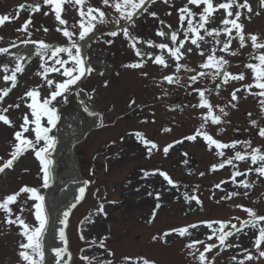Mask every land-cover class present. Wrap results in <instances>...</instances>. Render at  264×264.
I'll list each match as a JSON object with an SVG mask.
<instances>
[{"label": "snow or ice", "instance_id": "snow-or-ice-1", "mask_svg": "<svg viewBox=\"0 0 264 264\" xmlns=\"http://www.w3.org/2000/svg\"><path fill=\"white\" fill-rule=\"evenodd\" d=\"M158 2L177 13L175 26L152 9V5ZM99 5L94 6L91 0H42V2L35 0L34 3L20 4L15 15H0L2 27L5 23L18 19L21 11L29 13L24 23L15 29L23 34V38H18V43L13 40L8 46H0V56L4 57V60L0 61V124L13 129L8 150L5 155L0 156V174H4L6 170H14L16 162L31 152L39 162V175L42 181L39 186L24 185L18 190L0 196V213L4 216L0 223L9 228L16 227L21 237L17 242L18 264H74L66 229L69 227V217L73 209L85 199L91 181L82 182L77 189L74 202L62 213L58 221L60 226L52 231V244L48 248V253L45 251V238L49 233L50 220L46 197L40 189L49 188L53 179L52 168L55 161L52 157L59 143L54 130L61 121L59 107L61 103H69L70 96L74 94L82 111L93 118L98 127L105 126L103 114L92 110L85 100V97L87 101L94 100L95 89L87 91L80 87L82 81L91 77L93 73L104 75L103 71L97 72L90 56L83 52L80 43L93 36L99 25L111 24L113 27L106 34L110 37L122 36L128 42L136 60L124 64V68L142 70L151 63L163 70L173 69L171 73L162 74L159 80L153 78L156 87L162 89V94L155 97L157 101H163L165 97L171 95L164 85L182 87L189 96L196 97V103L183 106L195 110L193 118L199 120L198 126L191 134L161 146L143 131L129 133L145 149L148 158L161 151L167 157L171 150L185 142L196 143L198 140L203 142L207 149L214 150V155L218 157V162L211 164L210 172H217L226 166L232 169L228 179L221 180L213 186L210 199H215V190L225 193L215 200L217 204L239 196L247 197L249 190L255 187L257 181L264 182V145L253 146L251 139L225 142L217 138L220 133L226 131L224 125L231 124V120L228 119L231 111L238 110L240 101L249 96L257 102L258 119H264V33L247 31L245 23L246 21L250 23L254 16L264 14V0H255L256 7L253 6V0H184L179 6L174 0H99ZM105 9H111V12H106ZM70 10L75 12V17H69ZM36 13L53 17L55 31L64 38L63 43L32 38L33 29L42 30L45 34L50 31L44 25L35 27L33 15ZM145 14L158 22L155 36L159 40L144 38L132 31L137 26V20ZM165 15L171 16L172 11L166 10ZM2 40L3 37L0 36V41ZM103 42L111 45L113 40ZM246 48H250L251 51L245 61L237 63L230 59L240 56L242 50ZM194 52L202 60L196 66H190L187 60ZM34 58L38 62L34 75L40 82L25 86L26 90L18 97L19 102L6 103V98L18 87L20 77L25 74ZM241 64L243 65L241 71L235 73L230 71ZM182 73L186 75H181ZM139 74L144 78L149 76L147 71H140ZM234 82L239 86L233 87L228 97L222 98V103H213L212 96L220 97L221 91H227ZM108 84L107 80L103 82L104 87ZM22 106L26 111L21 113L20 122L17 124L9 113L10 110L16 111ZM127 107L136 110L142 109L143 105L130 98ZM167 107L170 111L177 109L183 111L180 105ZM247 116L258 137L264 139V125L259 124L258 119L251 118L254 113L248 112ZM148 122L147 119L142 120V123ZM151 122L155 123V120ZM210 126L217 127L216 136L209 131ZM162 132L171 133L172 128L163 127ZM229 150L232 155L227 154ZM181 154L188 156L187 152ZM238 162L249 163V167L241 171ZM183 163L187 164L188 160L185 159ZM142 171V178L159 175L166 182L167 190L179 191V182L167 171L159 168ZM253 174L255 180L250 179ZM200 175L204 176L205 173L201 172ZM228 183L237 190L226 191L222 185ZM198 192L197 187L191 193L185 191L181 195L186 204L190 206L194 202L202 210L203 200ZM147 194L155 200L154 208L146 221L152 224L163 203L160 191H149ZM29 201L32 202L30 206ZM13 206L19 211H14ZM234 207L246 213L247 218L234 216L227 220L204 219L170 227L153 235L151 239L153 242L159 241L163 244L169 243L167 238L173 235L185 239L183 248L195 264H215L220 253L228 249L240 250L238 255L241 258L238 259L237 255L231 257L234 264H260L264 261V214L243 204H236ZM25 211L34 217L35 223L26 222L23 215ZM96 211L107 217L102 202ZM202 226L207 229V232L202 234L204 238H193V230L198 232ZM245 229L253 232L250 238L251 249L242 247L239 243L229 242L231 237H237L238 234L248 235ZM79 238L86 241L82 230ZM108 239L107 235L99 239L92 238L88 242L89 247L96 245L103 249L107 256H114L115 253L107 247ZM214 250H217L214 255L209 256ZM49 255L51 260L48 258ZM80 259L84 264H96L98 260L99 264H113L112 260L99 259L98 256L81 255ZM121 261L122 264H156L154 259L144 255H124Z\"/></svg>", "mask_w": 264, "mask_h": 264}, {"label": "rangeland", "instance_id": "rangeland-1", "mask_svg": "<svg viewBox=\"0 0 264 264\" xmlns=\"http://www.w3.org/2000/svg\"><path fill=\"white\" fill-rule=\"evenodd\" d=\"M26 2L34 3L35 0H0V15H15L18 6ZM174 2L179 6L184 0H174ZM91 3L94 6H100L99 0H91ZM253 6L256 7L255 0H253ZM152 9L158 11L161 18L174 26L176 25L177 13L174 10L168 9L167 6L159 2L152 5ZM166 10L172 11V15L166 16ZM105 11L111 12V9H105ZM28 15L27 11H21L18 19L5 23L4 26L0 27V36L3 37L0 46H8V43L13 40L18 43V38H23V34L15 31V29L24 23ZM75 15V12L70 10L69 17L72 18ZM245 23L247 24V31L264 33V14L254 16L250 23L247 21ZM33 24L36 28L44 25L50 29L47 34L42 30L35 31L33 29V39L64 42V38L55 31L54 20L51 15L45 17L42 13H36L33 15ZM157 26L158 22L145 14L137 20L134 33L144 38L159 40L155 36ZM112 27L111 24L99 25L95 30V34L90 37V42L83 49V52L90 56L91 63L97 69V72H104L103 76L93 73L91 77L82 81L80 87L87 91L95 89L94 100L87 101L86 97L85 100L91 109L103 114L105 126L90 134L75 150L76 161L80 166L82 177L84 180L91 181V183L85 199L72 213L69 220L67 235L70 242V251L74 257V264H84L80 259L81 255L98 256L99 259L112 260L113 264H122L121 257L124 255H144L154 259L156 264H195V261L186 255L183 248L186 242L185 239L173 235L167 238L169 243L163 244L159 241L153 242L152 236L170 227L182 226L204 219L227 220L234 216L246 219L247 214L235 208L234 205L236 204L252 207L258 213L264 214V182L257 181L255 187L249 190L247 197L239 196L217 204L215 200L225 193L215 190V199H210L209 197L214 190L213 186L221 180L228 179L232 169L226 166L217 172H210L211 164L218 162V157L214 155V150L209 151L203 142L198 140L196 143L185 142L183 145H177L167 157L163 155L162 151L154 153L151 158L147 157L145 149L129 133L136 130L143 131L161 146L175 139H180L184 135L191 134L198 126L199 120L193 118L195 110L183 106L196 103V97L194 95L189 96L182 87L164 85L163 87L168 88L171 95L165 97L163 101H157L155 97L162 94V89L156 87L153 78L159 80L162 74L171 73L173 69L163 70L151 63L142 70L124 68V64L134 62L136 57L128 46V42L122 36L110 37L106 34ZM105 40H113V43L111 45L105 44L103 42ZM80 43L82 44V42ZM12 51H17V49H12ZM250 51V48H246L242 50L240 56L230 57V59L237 63L245 61ZM3 60L4 57L0 56V61ZM201 60L202 58L194 52L188 58L187 63L190 66H196ZM102 65L103 68H101ZM37 66L38 62L34 58L25 74L20 77L18 87L6 98V103L19 102L18 97L26 90L25 86H32L40 82L39 78L34 75ZM242 69L243 65L241 64L240 67H233L230 71L235 73ZM140 71H147L149 73L148 78L140 76ZM181 75L186 74L182 73ZM105 80L109 81L107 87L103 85ZM209 86L211 85L209 84ZM238 86L239 84L234 82L228 87L227 91H221L220 97L213 95V103H222V98L228 97L231 89ZM130 98H134L137 104L143 105V108L129 109L127 105ZM167 105H180L183 107V111L181 112L179 109L170 111ZM59 107L61 109V120L65 124L69 121V117L74 116L76 113L78 107L76 96L71 95L70 102L67 104L61 103ZM24 111L26 109L22 106L19 110H10L9 114L19 124V117ZM153 112L155 113L154 116L152 115ZM248 112L254 113L252 119H258L257 102L251 96L240 101L238 110L231 111L228 117L231 124L224 125L226 131L220 133L217 138L225 142H230L232 137L233 140L240 141L251 139L253 146L264 145V139L258 137L256 129L249 124ZM144 119L149 122L142 123ZM153 120H155V123L151 122ZM258 123L264 125V119H258ZM163 127H171L172 132L163 133ZM247 130L249 131L248 137L247 133H243ZM209 131L216 136L217 127L210 126ZM12 132L13 129L0 124V156L6 154ZM58 132L54 130L55 135ZM63 132L64 135L67 134L64 127ZM183 152H187L189 156H187V159H189L185 166L182 165L184 164V156L181 154ZM227 154L232 155L231 150ZM238 163L241 171L249 167V163ZM39 167V162L31 152L22 156L16 162L14 170H6L4 174H0V196L18 190L19 187L24 185L39 186L42 183ZM157 168L167 171L174 180L179 182V191L175 189L167 190L166 182H160L158 177H156L157 181L153 176L142 178V170L151 171ZM201 172L205 173L204 177L200 175ZM189 173L190 175L187 176ZM198 177L202 179L199 180ZM250 179L255 180V174ZM197 187L199 188L197 194L203 200L202 210L194 202L190 206L186 204L181 195L185 191L191 193ZM222 187L226 191L237 190L231 183L222 185ZM50 189L51 187L41 188L40 191L46 196ZM136 189H139V191H136ZM238 190L244 191V189ZM57 191L59 193L61 191V194L64 193L61 188ZM149 191H160L163 203V207L159 210L157 218L152 224L146 223L149 219V214L146 211L152 210L155 205L153 197H150L152 198L151 201L150 199L147 200ZM177 197H179L178 202ZM55 198L56 196L52 197L53 201ZM23 199L22 196L21 200ZM108 201H116L117 203L111 204ZM101 202L104 204L107 217L98 214L96 211ZM31 203L29 201V206ZM53 203L46 201L47 212L50 214L58 206L53 205ZM144 206L146 207L145 210L143 209ZM13 209L19 211L16 206H13ZM23 215L26 222L35 223L34 217L29 212L25 211ZM90 217L92 221H95V224L90 226L91 230H85L86 241H81L79 233L83 226L85 229L89 227L87 222ZM3 219V213H0V222ZM82 221L83 223H81ZM245 231L248 232V235L238 234L237 237H231L229 242L239 243L242 247L245 246V248L251 249L252 242L250 238L253 236V232L249 229H245ZM205 232H207V229L202 226L198 232H194L193 238L203 239L202 233ZM105 235L109 237L106 244L115 253L114 256H107L104 250L96 245L89 247L88 242L92 238L99 239ZM20 239L16 227L9 228L0 223V264H18L17 242ZM176 239L178 242L175 241ZM81 249L84 251L82 252ZM215 251L217 250H214L209 256L214 255ZM239 251V249H228L221 252L216 258L215 264H234L231 257L237 255L238 259L241 258L238 255ZM96 264H99V260ZM260 264H264V261H261Z\"/></svg>", "mask_w": 264, "mask_h": 264}, {"label": "bare ground", "instance_id": "bare-ground-1", "mask_svg": "<svg viewBox=\"0 0 264 264\" xmlns=\"http://www.w3.org/2000/svg\"><path fill=\"white\" fill-rule=\"evenodd\" d=\"M83 46L84 45L82 44V50L84 49ZM63 124L64 121L61 120L58 124V128L56 129L57 131H59L56 135L59 143L57 144L56 151L55 153H53L52 157L55 161V164L52 168L53 179L50 186L51 189L47 192V198L49 199V202H55L53 203V205L55 204L58 206L56 210L53 211L51 215H49V233L45 238L46 253H48V248L52 244L53 229L60 226L58 221L62 217V213L67 209V207L70 206L71 203L74 202V198L77 195V189L82 185V182L84 181L80 166L77 163L75 157L76 147L83 142L88 133L100 129V127H98L94 122V119L88 117L82 111V108L79 104L74 116L69 117V121H67L64 125ZM63 127L67 131V134L65 135L63 132ZM59 188H61V190H64L63 194H61V191L60 193L59 191H57L59 190ZM54 196H56V198L53 201L52 197ZM49 211L51 210L49 209ZM89 219V221H92L91 217ZM89 221L87 222V225L89 227H87L86 229L84 226L82 227L84 236L85 230H91L90 226L95 224V221L94 223H89ZM98 221L97 223H99ZM48 258L49 260H51L50 255Z\"/></svg>", "mask_w": 264, "mask_h": 264}]
</instances>
